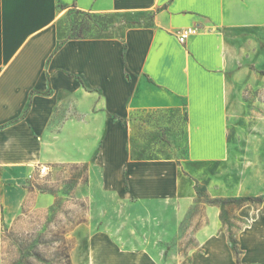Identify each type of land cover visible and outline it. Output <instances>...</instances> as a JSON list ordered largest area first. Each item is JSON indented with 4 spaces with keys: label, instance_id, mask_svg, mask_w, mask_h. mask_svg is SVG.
<instances>
[{
    "label": "crops",
    "instance_id": "0c3cea01",
    "mask_svg": "<svg viewBox=\"0 0 264 264\" xmlns=\"http://www.w3.org/2000/svg\"><path fill=\"white\" fill-rule=\"evenodd\" d=\"M71 10L130 21L111 36L62 40L58 23ZM259 27L264 0H0V232L27 196L28 169L82 161L85 145H100L104 178L128 164L134 199L182 198L187 180L176 162L131 161L130 116L180 109L181 166L195 173L191 165L220 161L238 119V31ZM187 28L197 33L181 44L177 34ZM238 218L239 264H264V204L239 207ZM205 230L194 235L202 254L190 264L230 263L216 229ZM111 241L104 250L112 264H160L147 249Z\"/></svg>",
    "mask_w": 264,
    "mask_h": 264
},
{
    "label": "rangeland",
    "instance_id": "374dc122",
    "mask_svg": "<svg viewBox=\"0 0 264 264\" xmlns=\"http://www.w3.org/2000/svg\"><path fill=\"white\" fill-rule=\"evenodd\" d=\"M126 21L125 15L71 10L58 23L59 34L62 40L103 38L119 33ZM237 113L222 159L191 165L195 173L181 166L188 159L182 110L131 114V161L180 165L187 193L179 200L131 197L128 164L120 176L104 178L95 161L100 145L83 146L82 161L44 164L43 176L41 164L30 167L27 196L14 221L0 232V264H112L104 250H109L108 239L120 250L147 249L160 264H190L202 254L194 235L207 227L221 238L227 264H236L229 236L239 248L238 231L245 222L238 218V204L228 200L253 192L264 200V27L238 31Z\"/></svg>",
    "mask_w": 264,
    "mask_h": 264
},
{
    "label": "trees",
    "instance_id": "16d2710c",
    "mask_svg": "<svg viewBox=\"0 0 264 264\" xmlns=\"http://www.w3.org/2000/svg\"><path fill=\"white\" fill-rule=\"evenodd\" d=\"M214 202H218L219 204H224V201H214ZM228 202H233V203H237L238 207L244 206L246 204H264V200L260 197H256V196H246V197H239L238 199H229ZM229 241L231 243V247H232V251L234 254V259L236 264H239V250L238 247L235 243V241L231 238V236H229Z\"/></svg>",
    "mask_w": 264,
    "mask_h": 264
},
{
    "label": "built area",
    "instance_id": "2783aa9c",
    "mask_svg": "<svg viewBox=\"0 0 264 264\" xmlns=\"http://www.w3.org/2000/svg\"><path fill=\"white\" fill-rule=\"evenodd\" d=\"M197 33L196 28H187L183 29L180 32H178V41L179 43L183 44L186 42V40ZM38 172L41 176L45 175L47 173V167L46 166H39L38 167Z\"/></svg>",
    "mask_w": 264,
    "mask_h": 264
}]
</instances>
